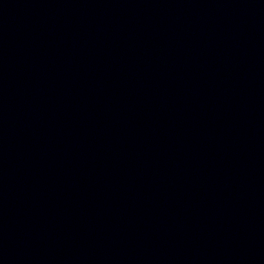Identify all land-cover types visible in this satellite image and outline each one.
<instances>
[{"label": "water", "instance_id": "95a60500", "mask_svg": "<svg viewBox=\"0 0 264 264\" xmlns=\"http://www.w3.org/2000/svg\"><path fill=\"white\" fill-rule=\"evenodd\" d=\"M0 264H264V0H0Z\"/></svg>", "mask_w": 264, "mask_h": 264}]
</instances>
